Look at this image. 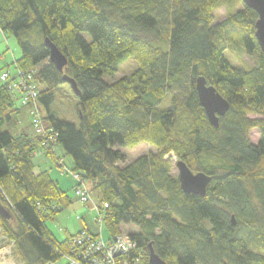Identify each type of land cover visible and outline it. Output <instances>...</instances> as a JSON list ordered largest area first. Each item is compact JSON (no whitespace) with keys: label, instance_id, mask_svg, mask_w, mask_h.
<instances>
[{"label":"trees","instance_id":"trees-1","mask_svg":"<svg viewBox=\"0 0 264 264\" xmlns=\"http://www.w3.org/2000/svg\"><path fill=\"white\" fill-rule=\"evenodd\" d=\"M222 6L227 18L213 25ZM257 19L241 0H0V31L15 36L20 48L15 71L2 65L0 75L10 72L11 80L34 72L43 88L37 99L47 114L43 125L55 135L43 148L31 121V135L4 129L12 113L18 116L19 102L10 80L0 79V205L8 216H0V229L21 264H53L72 254L75 235L58 241L46 226L71 201L48 170H38L40 156L90 183L100 205H108L98 212L107 241L125 226L137 229L129 234L144 264L149 246L165 264H264V55L255 39ZM35 27L37 46L27 40ZM232 36L256 56L254 67L230 64L222 43ZM45 40L66 58L62 72L49 63ZM128 60L138 64L129 76L103 81ZM63 77L80 93L78 125L50 110ZM198 77L229 103L218 128L199 104ZM168 97L169 107L160 109ZM254 128L257 144L249 140ZM142 143L156 153L126 164L120 148ZM169 153L210 176L205 197L180 189Z\"/></svg>","mask_w":264,"mask_h":264},{"label":"rangeland","instance_id":"rangeland-1","mask_svg":"<svg viewBox=\"0 0 264 264\" xmlns=\"http://www.w3.org/2000/svg\"><path fill=\"white\" fill-rule=\"evenodd\" d=\"M241 5L238 6V9H241ZM227 10L225 7H219L216 9L214 14V23L213 25H218L227 18L226 14ZM27 40L33 45L37 46L39 42H37V35H40L38 28L35 27L34 30L27 31ZM86 41H89L90 38L87 34L83 35ZM149 41L153 40V37H148ZM229 45L225 42L222 43L223 46L226 47L225 56L227 57L228 61L233 67H239L242 69H246L248 67H254L257 63L256 56H250L245 54L240 46L238 45V41L234 36L231 37ZM20 56V48L17 43V39L15 36L10 35L8 33L4 34L0 31V68L2 65L5 67L4 69H9L11 72L15 71L13 66V60L18 59ZM138 64L134 60H128L121 64L118 68V71L113 74L112 76H104L103 81L107 84H111L124 76H129L134 70H136ZM42 86L38 87V91L42 90ZM169 97L160 103V109H167L169 107ZM40 106V114L43 117V121L45 125L48 124L46 120V111L45 109L39 104ZM77 106H78V99L72 94L69 86L67 84L60 86L55 91V100L54 103L51 105V112L58 117L68 123H73L78 125V117H77ZM15 109H18V116L16 113H12V122L10 124H5L4 129L9 130L12 134H19L20 131H23L27 135H31V128L29 127V111L27 108H20L19 104H15ZM28 111V114H27ZM251 119H260V117L256 115H249ZM31 121V118H30ZM260 138V131L257 128H254L249 133V140L252 144H257ZM123 154L126 156V164L133 162L134 160L138 159L141 156L148 155L150 153H156V150L148 144L142 143L133 148H120ZM63 153V160L66 162H71V158L66 156ZM166 159H170V164L172 168V174L176 177L178 174L177 168L175 163L177 162L174 155L169 153L165 156ZM69 175V174H68ZM70 176V175H69ZM73 182V181H72ZM73 184V183H72ZM87 187V185H86ZM71 195L74 197L73 192ZM75 198V197H74ZM88 204V203H87ZM86 204V205H87ZM83 204L74 202L73 204H69L66 207H63V210L58 213V215L46 222L47 228L54 234L57 239L63 240L68 235H74L76 232H79L82 229L81 223L78 221L77 217L81 214V211L85 212L86 209H83ZM86 207V206H85ZM95 213V214H94ZM93 212H89L90 216H93V221L97 213L94 210ZM94 226L97 232L100 233L101 239L106 240L107 233L103 223L98 222L95 220ZM136 228L133 226H125L120 230L121 234H129L132 232H136ZM119 233V234H120ZM1 250H8L10 254L5 256V260L9 261L12 260L15 264H21L20 260L16 258L13 243L8 241L5 235L3 234L2 230L0 229V251ZM3 262V261H2ZM53 264H67V260L62 257L58 262Z\"/></svg>","mask_w":264,"mask_h":264},{"label":"built area","instance_id":"built-area-1","mask_svg":"<svg viewBox=\"0 0 264 264\" xmlns=\"http://www.w3.org/2000/svg\"><path fill=\"white\" fill-rule=\"evenodd\" d=\"M30 73H19L16 79L10 80V72H3L0 79L4 82L10 80L7 86L11 93L18 99L19 105L29 107L31 122L35 132L42 137L41 146L47 148L55 142L52 130H45L42 116L37 106L38 89ZM46 151V150H44ZM40 154V153H39ZM74 181L73 194L79 202L86 205L90 202V192L80 176L69 173ZM100 207L107 208V204H95L93 209L97 213L96 220L102 223V217L98 214ZM71 255H64L67 264H144L141 251L131 234H118L113 240H103L86 230H81L71 239Z\"/></svg>","mask_w":264,"mask_h":264},{"label":"water","instance_id":"water-1","mask_svg":"<svg viewBox=\"0 0 264 264\" xmlns=\"http://www.w3.org/2000/svg\"><path fill=\"white\" fill-rule=\"evenodd\" d=\"M241 2L245 7L253 10L258 16L254 24L255 39L261 54L264 55V0H241ZM44 45L49 49V63L55 66L59 72H62L67 62L66 58L50 41L45 40ZM62 81L69 86L74 96H80L73 80L63 77ZM195 91L199 104L204 110L209 124L214 128H218V120L228 111L229 103L223 99L212 86L208 85L203 77H198L195 80ZM175 166L178 171L177 178L180 189L186 194L199 196L201 198L205 197L208 185L211 181L210 176L202 172H192L182 161H177ZM0 216L2 218L8 217L6 210L1 205ZM231 222L234 226V217L231 218ZM148 264H165L155 255L151 246H149Z\"/></svg>","mask_w":264,"mask_h":264},{"label":"crops","instance_id":"crops-1","mask_svg":"<svg viewBox=\"0 0 264 264\" xmlns=\"http://www.w3.org/2000/svg\"><path fill=\"white\" fill-rule=\"evenodd\" d=\"M25 108H27V107H25ZM27 109L29 111V108H27ZM28 111H27V114H28ZM29 127L31 128L30 118H29ZM31 133H32V131H31ZM55 152L61 158L63 163L67 167L71 168V162H66L65 163V161L63 160V153H62L63 150H62V148L60 146H56ZM34 162H35L36 166L39 167L38 170H48L50 175L52 176V178L55 179L58 182L60 188L63 191L68 193L70 201H71L70 204H73L74 202L80 204V202L76 198H74L71 195V193H70V190L72 192V189H73V186H74V181L71 178V176H69L68 174L63 172L61 169L56 167L53 161L46 159L44 156L38 157L37 159L34 160ZM87 187L90 190V202L87 205L83 204L84 205L83 209H86V210H85V212L81 211V214L79 215V217H77V219L82 225V229L81 230H86V231L90 232L91 234H93L94 236H98V234L101 233V232L100 231L97 232L96 228L94 226V222L96 220V216H95L94 221H93V216H90L89 212L91 211V212L94 213L93 207H94L95 204H100V198H99L98 193L92 190V186H91L90 183H87ZM77 233L78 232H76L74 235H76ZM74 235H68L63 240L57 239L55 236L54 237L58 241H64V240H66V239H68V238H70V237H72ZM106 240H107V238H106Z\"/></svg>","mask_w":264,"mask_h":264},{"label":"bare ground","instance_id":"bare-ground-1","mask_svg":"<svg viewBox=\"0 0 264 264\" xmlns=\"http://www.w3.org/2000/svg\"><path fill=\"white\" fill-rule=\"evenodd\" d=\"M32 78H33V76H32ZM8 254H10L8 250H1L0 251V264H15V262L12 260H9V261L5 260V256Z\"/></svg>","mask_w":264,"mask_h":264}]
</instances>
